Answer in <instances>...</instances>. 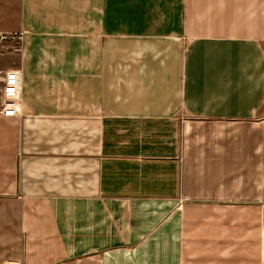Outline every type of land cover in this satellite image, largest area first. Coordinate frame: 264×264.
I'll return each mask as SVG.
<instances>
[{
    "label": "crops",
    "instance_id": "1",
    "mask_svg": "<svg viewBox=\"0 0 264 264\" xmlns=\"http://www.w3.org/2000/svg\"><path fill=\"white\" fill-rule=\"evenodd\" d=\"M0 33V264H264V0H0Z\"/></svg>",
    "mask_w": 264,
    "mask_h": 264
},
{
    "label": "built area",
    "instance_id": "2",
    "mask_svg": "<svg viewBox=\"0 0 264 264\" xmlns=\"http://www.w3.org/2000/svg\"><path fill=\"white\" fill-rule=\"evenodd\" d=\"M22 39L20 34L0 33V46L8 44L9 41L19 42ZM21 42V41H20ZM21 47H16L15 51H20ZM2 79L0 112L4 117L18 116L20 113V92L21 77L18 70L10 69L0 74Z\"/></svg>",
    "mask_w": 264,
    "mask_h": 264
},
{
    "label": "rangeland",
    "instance_id": "3",
    "mask_svg": "<svg viewBox=\"0 0 264 264\" xmlns=\"http://www.w3.org/2000/svg\"><path fill=\"white\" fill-rule=\"evenodd\" d=\"M20 41L18 43L17 42L9 41L8 44H4L3 46H0V50L3 53L8 52V51H12V52H15V53H19V51L18 52L15 51V48L20 46Z\"/></svg>",
    "mask_w": 264,
    "mask_h": 264
}]
</instances>
